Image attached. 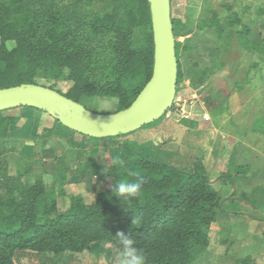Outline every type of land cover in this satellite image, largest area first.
<instances>
[{
    "label": "rangeland",
    "instance_id": "1",
    "mask_svg": "<svg viewBox=\"0 0 264 264\" xmlns=\"http://www.w3.org/2000/svg\"><path fill=\"white\" fill-rule=\"evenodd\" d=\"M122 1L0 0V5H24L41 22L39 38L48 40L56 34L75 38L98 52L101 62L108 67L117 38L114 24L124 20ZM171 17L178 21L174 32L181 78L170 119L163 116L129 135L111 140L87 139L90 146L83 149L90 148L77 158L72 157L63 140L59 147H54V154L43 155L42 151L40 159L20 151V141L28 136L11 143H4L7 140L0 136V198L17 196L24 186L43 184L41 199L53 201L60 212L67 209L69 199L74 196H80L84 204L93 207L97 198L111 188L112 172L118 168L112 160L119 156L130 164L137 159L122 145L129 144L131 150L152 162L184 172L190 171L195 161H201L206 148L211 147L215 158L221 153L215 167V174L219 175L216 181L226 182L228 173L245 179L243 184L247 188L240 189L242 198L238 202H243L242 208L250 204L259 214L264 213V0H171ZM104 18L109 23L102 21ZM147 33L144 28L133 30L137 45L144 44ZM5 45L7 49L14 47L11 41ZM66 74L64 71L57 82L43 78L39 83L65 92L70 85L65 81ZM106 74L113 77L109 71ZM80 103L98 114H113L118 109L116 100L106 97H83ZM3 115L19 116L18 127L25 122L24 130L36 126L38 134L55 122L43 111L12 109ZM174 123L177 125L170 137V126ZM140 130H144L141 136ZM47 140L46 147H52L53 139ZM192 140L197 146L201 141L203 144L198 150L200 158L195 156L194 161L188 150ZM38 145V149H44L42 143ZM53 158L66 163L71 158L73 161L67 167L60 165L56 171L53 168L52 173L49 169V173L42 171L43 166L38 163L50 164ZM220 199L225 200L222 196ZM208 254L204 259L196 257L191 264H214V255ZM31 256L13 255L9 264L42 263ZM115 256L112 245H93L90 252L62 255L56 264H115Z\"/></svg>",
    "mask_w": 264,
    "mask_h": 264
},
{
    "label": "trees",
    "instance_id": "2",
    "mask_svg": "<svg viewBox=\"0 0 264 264\" xmlns=\"http://www.w3.org/2000/svg\"><path fill=\"white\" fill-rule=\"evenodd\" d=\"M120 8L124 20L113 23L117 38L107 67L98 52L75 38L62 34L48 40L39 38L41 22L24 5H0V89L21 84L45 87L39 80L57 82L66 71L69 87L65 92L56 90L62 96L79 104L83 97L112 98L118 107L114 113L128 108L152 76L154 45L147 0H123ZM171 20L176 55L174 27L178 21ZM102 21L109 23L108 18ZM139 28L148 32L142 45H137L132 35ZM8 41L14 43L12 49H7ZM177 65L178 86V61ZM106 71L113 77L109 78ZM18 119L1 117L0 132L16 126ZM122 147L137 159L118 166L112 172V184L134 181L128 172L138 171L144 180L139 197L119 199L110 188L93 207L74 196L67 209L60 212L53 201L41 199L43 184L21 187L17 196L0 198V264H9L13 255H33L41 264H56L62 255L90 252L93 245L109 244L117 252V232L130 234L142 249L146 264H191L208 246V230L221 205L214 182L200 160L184 172L152 162L127 144ZM250 261L245 258L237 264Z\"/></svg>",
    "mask_w": 264,
    "mask_h": 264
},
{
    "label": "water",
    "instance_id": "3",
    "mask_svg": "<svg viewBox=\"0 0 264 264\" xmlns=\"http://www.w3.org/2000/svg\"><path fill=\"white\" fill-rule=\"evenodd\" d=\"M147 2L154 45L152 76L128 108L98 114L52 89L21 84L0 89V113L18 108L43 111L66 129L96 140L129 135L162 118L173 105L177 90L171 0Z\"/></svg>",
    "mask_w": 264,
    "mask_h": 264
},
{
    "label": "crops",
    "instance_id": "4",
    "mask_svg": "<svg viewBox=\"0 0 264 264\" xmlns=\"http://www.w3.org/2000/svg\"><path fill=\"white\" fill-rule=\"evenodd\" d=\"M19 110L22 109L18 108V111ZM1 117L19 118L18 121L21 119L19 116H4L3 113L0 115V119ZM25 125L26 123L24 122L20 127L17 125L8 127L6 132H0V136L3 137L2 139L4 141L7 140L6 142L3 141L4 143L16 142L17 139L21 140L25 136H28L24 141H20V151L28 153V155H32V157L37 156L41 159L42 151L44 152L43 155L50 153L54 154V147H59V143L62 140L69 146L68 150H70V154L73 153L72 157L76 156L77 158L79 155L87 153L86 150L90 148L89 147L86 150L83 149L85 146L87 147V145L90 146L87 139L92 138L66 130L64 129L65 127L63 128V126L61 127L55 122L50 128H44V133L40 132V134H38L36 126L30 127V130H24L23 127ZM176 125L177 123H174L170 126L172 127L170 128V137L173 136ZM143 131L144 130H140V136L144 134ZM77 136L80 137L79 141L75 140ZM41 138L46 139L40 142L43 144L44 149H38V144L40 143L37 140ZM47 139H53V142L50 143L52 147H46L45 141H47V144L49 143ZM130 139L132 140L135 138L130 136ZM137 139L139 141V138ZM141 139H143V136ZM36 142H38V144H36ZM202 145V141L199 146H197L192 140V146L188 149L191 160L194 161L196 158L195 156H199L198 158H200L198 150ZM206 149L207 150L200 158L201 163L206 169L210 179L214 182L213 187L217 191L219 197L222 196L225 200L221 199V205L217 210L215 221L210 225L208 230L209 244L200 254H198L197 258L204 259L205 256H208V253L211 252L215 258L214 264H237L245 258L251 259L250 264H264V213H261L262 215L259 214L258 210L250 204H247V206L242 208L241 203L243 202H238V199L242 198V192H240V189L247 188L246 185L243 184L246 182L244 181L245 179L243 180L239 177L230 176L228 173L227 176L230 179L227 177L228 180L226 179V182L221 180L216 181L219 178V175L215 174L217 173L215 167L221 159V153L219 152V157L217 156L215 158L212 154V148L208 147ZM72 161V158L70 161L67 160V163L63 162V159L61 158H53L50 164L40 162L38 164L43 166L42 171L49 173L47 169L51 172L54 168V171H56L60 165L65 164L67 167ZM227 186H229V188H227ZM248 197L249 196H247V198ZM225 202H227V204ZM203 264H208V262H203Z\"/></svg>",
    "mask_w": 264,
    "mask_h": 264
},
{
    "label": "clouds",
    "instance_id": "5",
    "mask_svg": "<svg viewBox=\"0 0 264 264\" xmlns=\"http://www.w3.org/2000/svg\"><path fill=\"white\" fill-rule=\"evenodd\" d=\"M124 161L119 157L112 160L113 166H124ZM128 176L135 177L134 181L121 180L119 183L111 185V193L117 198L128 200L141 195L144 180L140 173L129 170ZM118 248L115 256V264H146V257L142 249L136 246L135 240L129 233H116Z\"/></svg>",
    "mask_w": 264,
    "mask_h": 264
},
{
    "label": "built area",
    "instance_id": "6",
    "mask_svg": "<svg viewBox=\"0 0 264 264\" xmlns=\"http://www.w3.org/2000/svg\"><path fill=\"white\" fill-rule=\"evenodd\" d=\"M176 95V94H175ZM175 99H176V96H175ZM175 99H174V102H173V105L171 106V108L169 109V111L164 115V117L166 118V119H170V117H171V110L173 109V108H175V106H176V101H175ZM178 100H179V97H178ZM175 105V106H174ZM204 119H207V118H205L204 117Z\"/></svg>",
    "mask_w": 264,
    "mask_h": 264
}]
</instances>
